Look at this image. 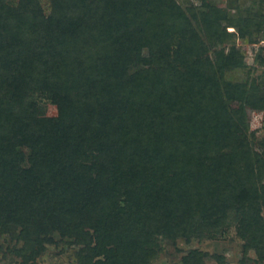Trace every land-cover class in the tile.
Listing matches in <instances>:
<instances>
[{"label": "trees", "instance_id": "trees-1", "mask_svg": "<svg viewBox=\"0 0 264 264\" xmlns=\"http://www.w3.org/2000/svg\"><path fill=\"white\" fill-rule=\"evenodd\" d=\"M245 12L256 42L264 0ZM232 22L212 0H0V236L22 264L55 233L85 246L77 264H150L162 240L231 231L264 264V138L247 112L264 91L232 76L235 44L210 54ZM209 258L228 264L200 248L170 264Z\"/></svg>", "mask_w": 264, "mask_h": 264}, {"label": "rangeland", "instance_id": "rangeland-1", "mask_svg": "<svg viewBox=\"0 0 264 264\" xmlns=\"http://www.w3.org/2000/svg\"><path fill=\"white\" fill-rule=\"evenodd\" d=\"M185 6L196 5L200 0H179ZM217 6L229 13V17L233 20L228 24V31L235 33V37L227 40L224 43H219L210 54L216 58L220 50L229 48L231 45H236L240 51V59L244 65L243 68L236 71L232 76L239 81H247L249 86L252 82H256V86L261 92L264 91V63L260 62L259 54L264 57V23L263 27L257 30L255 37L256 42H250L247 38L241 37V32L249 27V19L245 12L247 6L252 4L253 0H238V8H230V0H212ZM260 1V0H256ZM45 6L48 5V0H42ZM242 30H239V29ZM232 106H236L235 101L231 102ZM40 110L46 114L54 115L57 113L56 105L47 102H40ZM248 124L250 136L259 141L264 138V109L247 108ZM57 239V244H50L45 253L38 258V264H77L76 253L79 250H85V246L71 245L66 239L61 238L58 233L54 234ZM15 240H11L8 236L1 235L0 243L3 248L0 250V264H22L21 259L17 257L8 248L15 246ZM192 248H200L210 253L223 254L226 257L228 264H258L257 255L254 251L245 254L243 251V242L236 235L235 231L226 234L217 239H193L187 242L185 239H178L176 244H172L166 240L161 241V251L158 256L151 261L150 264H170L179 262L183 255H186ZM206 264H218V262L209 258Z\"/></svg>", "mask_w": 264, "mask_h": 264}]
</instances>
